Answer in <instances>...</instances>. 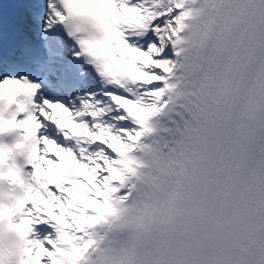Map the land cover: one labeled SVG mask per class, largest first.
Returning <instances> with one entry per match:
<instances>
[{
	"label": "snow or ice",
	"instance_id": "obj_1",
	"mask_svg": "<svg viewBox=\"0 0 264 264\" xmlns=\"http://www.w3.org/2000/svg\"><path fill=\"white\" fill-rule=\"evenodd\" d=\"M227 144L264 193V0H0V174L21 182L19 264H145L131 223L170 235L163 221L229 163ZM205 259L229 260L159 253Z\"/></svg>",
	"mask_w": 264,
	"mask_h": 264
},
{
	"label": "clouds",
	"instance_id": "obj_2",
	"mask_svg": "<svg viewBox=\"0 0 264 264\" xmlns=\"http://www.w3.org/2000/svg\"><path fill=\"white\" fill-rule=\"evenodd\" d=\"M254 23L240 22L238 36L250 38ZM238 131L230 130L228 135L235 138ZM224 151L227 165L218 162L200 185L185 186L183 197L176 201L169 219L163 221L173 228L170 235L165 237L155 226L139 228L135 221L131 223L132 243L145 264H159L161 249L182 257L202 249L210 256H227L228 264H264V193L247 183L255 170L231 159L232 144L225 145ZM161 182L175 192L176 181L171 174L161 173ZM21 198L19 177L7 171L0 174V264H19L27 246L25 238L8 222L9 210L16 209ZM150 223L155 225L154 220ZM198 264L219 261L205 259Z\"/></svg>",
	"mask_w": 264,
	"mask_h": 264
}]
</instances>
